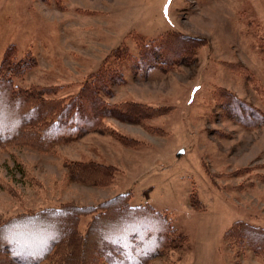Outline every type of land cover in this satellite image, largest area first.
I'll return each instance as SVG.
<instances>
[{
  "label": "rangeland",
  "instance_id": "1",
  "mask_svg": "<svg viewBox=\"0 0 264 264\" xmlns=\"http://www.w3.org/2000/svg\"><path fill=\"white\" fill-rule=\"evenodd\" d=\"M165 4L0 0V63L10 45L18 60L29 54L36 66L15 83L53 88L54 98L76 94L123 42L137 54L136 32L155 37L176 30L206 40L192 64L167 71L121 62L124 76L105 100L137 101L162 108V114L142 123L108 117L106 133L63 141L53 153L1 147L0 217L128 194L132 206L165 211L175 242L182 243L148 264H264L247 243L225 237L237 221L264 228V125L248 128L226 117L215 92L226 88L264 112V0H172L167 17ZM225 61L240 62L255 80L231 71ZM66 160L112 165L114 182L99 187L71 181ZM193 192L203 210L193 207ZM90 219L82 217L81 231Z\"/></svg>",
  "mask_w": 264,
  "mask_h": 264
},
{
  "label": "trees",
  "instance_id": "2",
  "mask_svg": "<svg viewBox=\"0 0 264 264\" xmlns=\"http://www.w3.org/2000/svg\"><path fill=\"white\" fill-rule=\"evenodd\" d=\"M132 37L137 54L123 42L76 94L65 98L52 97L53 88L17 85L15 79L33 69L36 61L29 54L18 60L15 46L10 45L0 63V148L23 145L53 153L63 141L92 132L106 133L108 117L142 123L162 114V108L137 101L114 104L105 100L104 95H111L110 86L124 76L121 62L167 71L179 64H192L198 47L206 40L176 30L155 37L136 32ZM260 47L264 50V41ZM224 64L231 71L243 73L249 81L255 80L240 62ZM215 92L226 117L248 128L264 125V112L252 102L223 87H216ZM112 135L135 143L119 132ZM65 167L71 181L99 187L114 182L116 169L112 165L66 160ZM128 197L119 194L97 204L62 201L51 207L0 217V264H148L168 247L181 243L175 242V227L165 211L145 204L132 206ZM190 197L193 207H206L195 192ZM84 216L91 219L81 231L79 224ZM225 237L247 243L264 257V228L237 221ZM179 238L185 239L181 235Z\"/></svg>",
  "mask_w": 264,
  "mask_h": 264
},
{
  "label": "snow or ice",
  "instance_id": "3",
  "mask_svg": "<svg viewBox=\"0 0 264 264\" xmlns=\"http://www.w3.org/2000/svg\"><path fill=\"white\" fill-rule=\"evenodd\" d=\"M171 3H172V0H168V4H165V6H164V15H165V17H167L168 14H169V5Z\"/></svg>",
  "mask_w": 264,
  "mask_h": 264
}]
</instances>
